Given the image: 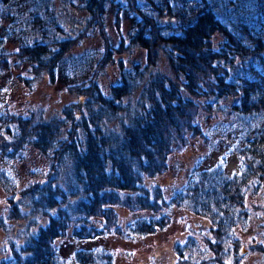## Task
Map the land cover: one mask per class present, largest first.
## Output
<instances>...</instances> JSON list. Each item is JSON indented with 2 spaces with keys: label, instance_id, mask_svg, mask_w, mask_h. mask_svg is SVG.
<instances>
[{
  "label": "trees",
  "instance_id": "1",
  "mask_svg": "<svg viewBox=\"0 0 264 264\" xmlns=\"http://www.w3.org/2000/svg\"><path fill=\"white\" fill-rule=\"evenodd\" d=\"M58 2L0 0V79L30 87L46 74L65 89L89 93L83 105L86 115L82 111L76 118L70 106L46 126L34 125L31 117L0 113V156L23 162L28 150H34L48 161L47 184L28 186L24 201L29 195L30 201L51 205L48 213L36 216L29 243L20 241L2 264H61L55 243L66 235V222L73 240H81L87 227L107 233L103 228L110 224L122 238L149 236L165 229L176 209L205 221L210 234L202 242L189 237L176 244V264H240L235 231L249 230L247 201L264 186V0H79L103 27L106 13L128 23L127 37L138 48L149 53L164 45L172 53L169 65L178 73L176 78L150 79L135 113L130 110L126 122L111 131L106 124L112 113L126 110L125 98L145 70L137 63L125 67L106 93L93 90L103 58L91 51L69 53ZM165 16L173 22H163ZM152 40L156 42L150 45ZM106 43L111 53L126 46L121 39L117 45ZM190 97L203 98L198 102L205 113L218 118L208 134L200 127L197 136H203V145L211 148L214 137L237 136L241 169L227 175L223 159L211 170L195 172L168 198L158 189L157 197L144 177L153 179L169 167L171 154L178 150L173 141H178V133L173 135L176 118L184 117L179 123L195 127ZM64 163L73 182L61 185L54 169ZM32 173L28 176L34 177ZM3 175L4 190L14 191ZM29 203L32 209L35 204ZM124 212L131 218L122 221ZM112 256L96 250L74 257L78 264H112Z\"/></svg>",
  "mask_w": 264,
  "mask_h": 264
},
{
  "label": "rangeland",
  "instance_id": "2",
  "mask_svg": "<svg viewBox=\"0 0 264 264\" xmlns=\"http://www.w3.org/2000/svg\"><path fill=\"white\" fill-rule=\"evenodd\" d=\"M58 1L59 15L67 32L63 39L66 41L65 46L69 53L91 51L103 58L96 76V85L94 84L92 87L93 90L106 93L107 88L117 82L125 67L128 68L137 63L142 70H145L144 75H139V80L133 84L130 96L125 98L126 106L123 108L126 110L120 109L121 112H113L111 117L113 120L106 124L108 130H118V124L126 122L130 115L129 111L132 110V115L135 113L134 107L137 106L141 89L147 82H150V79L156 76L170 78L178 76L175 67L169 65L168 59L172 58V53H169L164 45L160 46L159 51L152 49L149 53L138 48L137 45H140L133 40L130 41L127 37L130 29L129 24L120 22L113 13L105 14L103 27L96 21L95 16L90 17L91 15L79 0ZM118 1L133 4L136 0ZM163 22L171 23L173 20L165 16ZM120 39L126 43V46L121 52L115 49L116 51L113 50L111 53L110 45H107L106 42L117 45ZM149 42L152 45L156 40ZM9 49L13 50L14 48ZM200 68L203 72L206 70L203 67ZM201 77L203 78V75ZM88 95V92H82L80 88L65 89L46 74L35 80L30 87L20 86L8 78L0 79V113L7 114L8 112L31 117L34 118V125L44 123L46 126V124L54 123L52 122L54 119L64 116L65 109L70 106L75 108L74 116L76 118L83 116L82 111L86 115L83 105L88 102ZM190 99L193 101V106L188 110H191L192 119L190 118V121L195 127L191 128L187 121L179 123L184 117L176 118L179 121L173 135L175 136V132L178 133V141L167 135L168 139H173L178 148L169 158V167L153 179L144 177L147 187L153 193L156 194L160 189L166 198L171 195L172 190L179 188L193 177L195 172L211 170L223 159H225L224 168L227 175L238 174L241 169V158L236 150L240 143L239 138L237 136L214 137V146L209 148L210 146L208 147L206 143L203 145V136H197L200 127L203 133L208 134L215 122H218V118L215 114L205 113L201 103L198 102L203 98L190 97ZM3 143V139H0V150ZM28 171H32L34 177L30 176V178ZM48 171V161L34 150H28L23 162L0 156V173L4 174L3 176L7 177L6 179L16 187L14 191L11 189L5 191L4 183H0V264L4 262V259L8 260L12 257V250L19 249L20 241L29 243L30 232L34 229L35 219H38L36 216L49 212V204L46 205L45 200L42 203L34 201V199L30 201L32 199H29V195H26L27 200L23 199L28 186L41 187L47 184ZM54 171L58 173L59 184L73 182L69 177L70 166L65 163L64 166L63 164L56 165ZM8 181L6 189L11 187ZM65 187L67 189L68 185ZM67 200L70 201V199ZM29 202L34 203L35 206L37 204V207L33 206L31 209ZM247 205L251 212L250 228L246 232H243L242 229L235 231L239 238L238 247H236L238 249L236 263L264 264V186L259 196L248 199ZM52 207L54 208V206ZM68 208L71 207L68 206ZM19 211L21 214L16 217V213ZM130 218L131 216L127 212L122 221ZM68 219L70 220V216ZM168 220L167 227L154 235L122 238L113 230L115 224L113 226L110 224V227L103 228L107 233L96 225V229H100V233L104 232L102 234L94 229L89 230L87 227L85 232L90 235L80 233L83 236L81 240H73L72 234L70 235L72 227H68L66 222V235L56 241L55 246L59 247L61 264H78L74 257L76 253L77 255L83 252L88 254L96 250L111 253L113 255L112 264H176L173 254L176 244L185 243L189 237H194L202 242L205 241V236H210L206 232L209 229L207 223L186 211L172 210ZM204 264L212 263L207 261Z\"/></svg>",
  "mask_w": 264,
  "mask_h": 264
}]
</instances>
